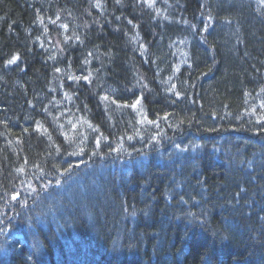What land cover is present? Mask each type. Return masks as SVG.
<instances>
[{
	"label": "trees",
	"instance_id": "trees-1",
	"mask_svg": "<svg viewBox=\"0 0 264 264\" xmlns=\"http://www.w3.org/2000/svg\"><path fill=\"white\" fill-rule=\"evenodd\" d=\"M0 264H264V0H0Z\"/></svg>",
	"mask_w": 264,
	"mask_h": 264
},
{
	"label": "bare ground",
	"instance_id": "bare-ground-1",
	"mask_svg": "<svg viewBox=\"0 0 264 264\" xmlns=\"http://www.w3.org/2000/svg\"><path fill=\"white\" fill-rule=\"evenodd\" d=\"M173 67L177 70L178 69V66H177V64H173ZM65 164V163H64ZM65 166L68 168L69 166L67 165V164H65ZM115 166L117 167L118 166V163L116 162L115 163ZM119 167V166H118ZM93 190H95L94 188H93ZM96 191V190H95ZM90 192H91V189H84V190H82V189H80V192L78 193V195H77V200H76V205L79 203V204H81V203H83L84 201H86V199L87 200H89L90 198H91V196H89V194H90ZM96 194H97V196L98 197H100L101 196V194H98L97 192H96ZM84 199V201H82L81 202V200H83ZM76 234L74 235V240H73V243H72V245H73V251H74V256H76L75 255V252H76V254L77 255H83L84 256V258H87V257H90V256H92V254H93V249L91 248L92 247V245H91V247L88 249L86 246H87V244L86 243H84L85 242V240L81 237V236H79L78 235V233L77 232H75ZM64 241H67V238H65L64 237ZM94 245H96V244H94ZM91 254V255H90Z\"/></svg>",
	"mask_w": 264,
	"mask_h": 264
}]
</instances>
